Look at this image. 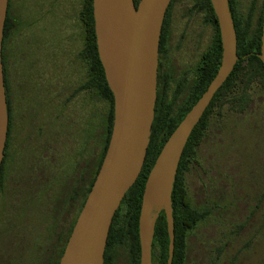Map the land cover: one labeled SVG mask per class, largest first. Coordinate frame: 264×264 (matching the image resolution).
Returning a JSON list of instances; mask_svg holds the SVG:
<instances>
[{"label": "rangeland", "instance_id": "374dc122", "mask_svg": "<svg viewBox=\"0 0 264 264\" xmlns=\"http://www.w3.org/2000/svg\"><path fill=\"white\" fill-rule=\"evenodd\" d=\"M84 3L10 0L13 125L0 186V264H42L40 246L61 186L74 164L87 156L94 164L104 146L109 105L86 87ZM192 4L175 3L170 16L164 65L167 101L176 112L185 101L182 81L195 78L214 41L212 26ZM235 7L256 24L264 0H235ZM253 88L250 109L228 103L210 115L186 174L190 203L210 212L192 233L188 264H264L259 215L250 223L264 196V88ZM127 259L122 249L117 264Z\"/></svg>", "mask_w": 264, "mask_h": 264}, {"label": "water", "instance_id": "95a60500", "mask_svg": "<svg viewBox=\"0 0 264 264\" xmlns=\"http://www.w3.org/2000/svg\"><path fill=\"white\" fill-rule=\"evenodd\" d=\"M172 0H93L100 61L114 96V124L100 170L59 264H104L113 218L137 181L150 143L157 100L162 27ZM217 16L222 62L216 77L163 146L147 178L139 217L140 264H152L155 225L164 211L173 263L172 191L189 138L239 57L228 0H211ZM9 0H0V175L9 131L2 49ZM260 60L264 64V25Z\"/></svg>", "mask_w": 264, "mask_h": 264}, {"label": "trees", "instance_id": "16d2710c", "mask_svg": "<svg viewBox=\"0 0 264 264\" xmlns=\"http://www.w3.org/2000/svg\"><path fill=\"white\" fill-rule=\"evenodd\" d=\"M134 1L137 7L140 0ZM182 1L183 0H172L164 19L159 48L157 100L155 105L154 122L151 129L150 143L142 171L135 184L125 195L121 206L113 218L107 239L104 264H117L118 255L122 249L126 250L127 252L128 264H140L141 247L139 239V217L147 178L170 135L184 119L186 114L198 102L204 92L208 89L221 66V34L217 16L212 7L211 0H191L193 1V10L191 11L199 14L202 13L204 15V19L212 26L214 30V41L209 51H207L202 57L197 67L195 78L191 82L186 80L182 81L179 91L184 93L185 101L183 102L182 108L178 112L174 111L167 101L166 89L169 77L166 72L164 61L166 60L170 36L171 11L175 3ZM228 2L237 33V54L239 60L235 65L233 72L215 94L202 119L192 132L179 164L172 191V209L175 236V248L172 264H188L192 247L191 242L193 240L192 233L210 215L209 211L201 210L190 203L185 183L186 174L188 173L190 165L195 159L196 151L205 132L207 131L210 115L215 109L222 108L228 103H230L236 109H250L251 106L255 104L254 98L251 95L252 90L255 89L253 88V85L257 84L258 86L264 88V64L259 57L261 54L262 45L261 36L262 27L264 25V7L260 12L257 23L254 24L252 14H249L245 20L241 17V14L236 9L235 0H228ZM82 15L83 23L86 28L85 46L82 52V57L88 62L89 65V77L86 87L95 92L106 103H108L109 114L105 129L104 146L100 155L95 160V163L92 164V161L90 160V182L86 188H84L83 202L77 209L76 221L102 165L114 124V96L108 86L104 68L98 54L93 14V0H85ZM12 30L13 24L9 4L2 49V62L9 114V131L5 157L2 163L0 175V186L2 178L4 177L7 150L13 125V111L7 90L4 54L5 43ZM74 226H72L71 233ZM169 245L170 241L167 221L164 211H161L155 225V234L152 243V264H167L169 257ZM42 264H44V262H42Z\"/></svg>", "mask_w": 264, "mask_h": 264}, {"label": "flooded vegetation", "instance_id": "af4514ba", "mask_svg": "<svg viewBox=\"0 0 264 264\" xmlns=\"http://www.w3.org/2000/svg\"><path fill=\"white\" fill-rule=\"evenodd\" d=\"M10 4V0H9ZM8 47L5 43V68L7 77V90L10 97V73L11 58L8 57ZM74 92V91H73ZM73 92L70 94L72 97ZM8 140V139H7ZM90 158L85 157L83 161L74 164L70 178L64 183L54 202L53 216L50 218L48 225V235L40 246L44 264H59L60 258L65 251L67 242L70 237L72 226L76 222L77 209L83 202L84 188L90 182ZM262 197V196H261ZM257 213L251 210L250 223L259 215V229L264 232V196L256 204ZM259 211V212H258Z\"/></svg>", "mask_w": 264, "mask_h": 264}]
</instances>
